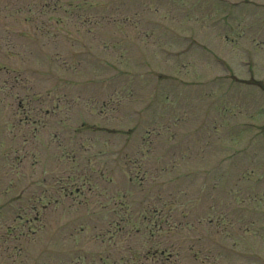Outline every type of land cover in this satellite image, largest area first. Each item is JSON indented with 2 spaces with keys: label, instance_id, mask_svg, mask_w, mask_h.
<instances>
[{
  "label": "rangeland",
  "instance_id": "374dc122",
  "mask_svg": "<svg viewBox=\"0 0 264 264\" xmlns=\"http://www.w3.org/2000/svg\"><path fill=\"white\" fill-rule=\"evenodd\" d=\"M0 264H264V0H0Z\"/></svg>",
  "mask_w": 264,
  "mask_h": 264
},
{
  "label": "flooded vegetation",
  "instance_id": "af4514ba",
  "mask_svg": "<svg viewBox=\"0 0 264 264\" xmlns=\"http://www.w3.org/2000/svg\"><path fill=\"white\" fill-rule=\"evenodd\" d=\"M136 177H138L136 174H135V178ZM145 177V176H144ZM143 177H140V179H142ZM108 180H110L109 178L108 179H106L105 181H106V183L107 182H110V181H108ZM73 181H75V180H73V179H71V181L70 182H73ZM89 183V182H88ZM80 187H73V188H61V187H59V191H58V193H60V192H64V194L68 197V196H72L74 193L75 194H80ZM89 189V188H88ZM90 190V189H89ZM83 193V192H82ZM81 193V194H82ZM35 217L34 218H36L37 217V215L35 214L34 215ZM173 255V253H169L168 254V257H166V259H169L171 256Z\"/></svg>",
  "mask_w": 264,
  "mask_h": 264
}]
</instances>
